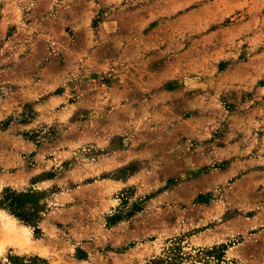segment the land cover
<instances>
[{
  "label": "rangeland",
  "instance_id": "1",
  "mask_svg": "<svg viewBox=\"0 0 264 264\" xmlns=\"http://www.w3.org/2000/svg\"><path fill=\"white\" fill-rule=\"evenodd\" d=\"M0 264H264V0H0Z\"/></svg>",
  "mask_w": 264,
  "mask_h": 264
},
{
  "label": "trees",
  "instance_id": "2",
  "mask_svg": "<svg viewBox=\"0 0 264 264\" xmlns=\"http://www.w3.org/2000/svg\"><path fill=\"white\" fill-rule=\"evenodd\" d=\"M16 192H7L5 195H3L4 203L7 206H12L15 201Z\"/></svg>",
  "mask_w": 264,
  "mask_h": 264
}]
</instances>
